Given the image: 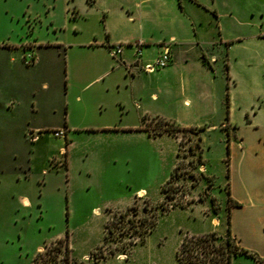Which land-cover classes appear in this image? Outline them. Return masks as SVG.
Here are the masks:
<instances>
[{
    "label": "crops",
    "instance_id": "obj_1",
    "mask_svg": "<svg viewBox=\"0 0 264 264\" xmlns=\"http://www.w3.org/2000/svg\"><path fill=\"white\" fill-rule=\"evenodd\" d=\"M67 2L72 27L79 34L75 41L0 38V187L6 191L14 178L27 179L33 167L31 158L19 164L14 161L18 154L9 158L5 153L15 136L36 146L47 127L65 130V137L85 132L125 149L141 141L154 145L169 140L175 155L180 136L155 133V120L201 127L200 119L220 113V161L226 169L222 190L227 196L225 203L220 202L222 216H214L212 224L223 226L219 231L223 235L231 226L241 246L264 258V75L244 56L239 59L234 49L249 37L260 41L264 36L232 34L235 30L224 25L225 17L236 18V10L244 14L245 10L231 6L230 0ZM81 20H89V25L81 26ZM167 41L172 43L170 64L155 72L142 70L136 43H144L141 61L147 62ZM119 43L122 52L113 55L111 46ZM42 49L54 55L57 68L51 61L45 63ZM27 50L34 52L32 63L25 59ZM129 63L135 65L131 71ZM30 68L35 73L32 80L27 75ZM55 75L64 82V119L36 124L46 105L55 109V101L47 102L43 93L53 90ZM201 142L206 143L203 138ZM204 153L203 149L206 163ZM68 164L66 159L60 165ZM209 174L217 177L215 172ZM137 192L147 195L145 188ZM22 199L27 207L33 204L26 195ZM237 258L258 264L246 254Z\"/></svg>",
    "mask_w": 264,
    "mask_h": 264
},
{
    "label": "rangeland",
    "instance_id": "obj_2",
    "mask_svg": "<svg viewBox=\"0 0 264 264\" xmlns=\"http://www.w3.org/2000/svg\"><path fill=\"white\" fill-rule=\"evenodd\" d=\"M229 3L245 10V14L236 10V18H224V25L235 30L232 34L247 31L264 36V0ZM68 8L67 0H0V38L75 41L79 34L72 27ZM81 21V26L89 25V20ZM234 49L239 59L244 56L264 75V40L249 37ZM40 54L45 63L51 61L57 68L58 61L49 49H42ZM27 75L33 79V68ZM261 79L264 85V77ZM52 88L43 93L47 102L55 101L56 112L46 105L36 124L61 123L64 119L62 77L54 76ZM220 115L200 119L204 128L199 131L174 128L170 133L180 136L175 155L169 140L154 145L141 141L125 149L85 132L74 133L73 137L55 136L47 127L36 146L15 136L5 153L9 158L11 153L18 154L14 161L19 164L31 158L33 167L27 179L14 178L6 191L0 187V264H33L39 250L67 234L80 264H181L177 250L186 234L216 231L225 241L229 228L223 235L219 233L223 226L212 224L214 216H222L220 202L225 203L227 196L222 190L226 169L220 161ZM155 123V133L173 127L163 120ZM203 149L209 158L206 163ZM66 159L67 167L61 166ZM212 172L216 178L210 176ZM170 178V197L166 199L163 185ZM140 188L147 190L146 196L137 192ZM25 195L31 206L23 203ZM132 204H137L136 211H129L117 221L114 232H109L108 221ZM154 214L155 223L147 229L143 221L148 222ZM237 259L233 264L247 263L246 258Z\"/></svg>",
    "mask_w": 264,
    "mask_h": 264
},
{
    "label": "trees",
    "instance_id": "obj_3",
    "mask_svg": "<svg viewBox=\"0 0 264 264\" xmlns=\"http://www.w3.org/2000/svg\"><path fill=\"white\" fill-rule=\"evenodd\" d=\"M158 120H163L166 124L173 126L172 128H165L163 131L172 132L174 128L177 130L197 129L199 131L200 129L204 128L203 126L186 128L181 127L177 123L164 118H159ZM201 138L202 137L200 136V140ZM170 183L171 178L163 185L166 199L170 197ZM162 206L163 209L166 208L164 205ZM136 209L137 204H132L126 210L116 213L115 218L108 221L107 226L109 232H114V226L117 221H120V218L128 215L129 211H136ZM155 216L156 215L154 214L153 218L149 219L148 222L146 221L147 219L145 220V222L143 221V223H147V229L150 226L154 225L156 219ZM110 222L112 223L111 226ZM220 238L223 237L220 236L216 231L201 234H186L177 250V257L181 264H233V259L236 256L240 254H246L255 258L258 264H264V258L258 256L256 253L250 251L249 249L244 248L238 243L237 239L232 234L231 226H229L226 240L223 241ZM56 262H59V264H80L72 253V247L70 245L68 234L66 235V237L57 238L50 245H46L44 249L39 250L35 255L33 264H58Z\"/></svg>",
    "mask_w": 264,
    "mask_h": 264
},
{
    "label": "built area",
    "instance_id": "obj_4",
    "mask_svg": "<svg viewBox=\"0 0 264 264\" xmlns=\"http://www.w3.org/2000/svg\"><path fill=\"white\" fill-rule=\"evenodd\" d=\"M143 42L136 43V54H137V63L141 66V69L146 72H155L159 69H162L166 66H168L172 60V43L170 41L162 43V50L160 54L155 57L154 59L142 62V54H143ZM123 44H116L114 46H111V52L113 55H119L122 52ZM26 61L29 63H32L35 59L34 52L30 51L29 53H26ZM135 65L133 63L127 64V67L129 68V71L133 69ZM55 136H64L65 130L63 129H53L52 130ZM203 170H205V166L202 167Z\"/></svg>",
    "mask_w": 264,
    "mask_h": 264
}]
</instances>
